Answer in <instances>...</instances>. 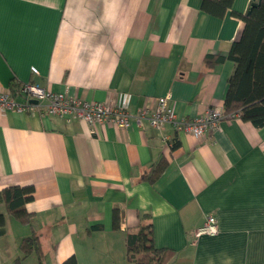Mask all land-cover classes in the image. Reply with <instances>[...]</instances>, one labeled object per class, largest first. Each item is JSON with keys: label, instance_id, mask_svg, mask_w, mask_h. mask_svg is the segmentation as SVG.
Returning <instances> with one entry per match:
<instances>
[{"label": "crops", "instance_id": "0c3cea01", "mask_svg": "<svg viewBox=\"0 0 264 264\" xmlns=\"http://www.w3.org/2000/svg\"><path fill=\"white\" fill-rule=\"evenodd\" d=\"M202 1L0 0V91L15 78L131 113L166 95L187 119L223 109L235 62L205 56H227L251 0H235L231 40ZM12 185L34 187L29 223L7 211L1 194ZM0 213V264H38L35 251L19 261L31 235L42 264H134L127 233L144 213L155 246L174 251L167 264H264V126L226 117L197 138L147 120L92 127L42 105H0ZM209 214L219 232L196 237Z\"/></svg>", "mask_w": 264, "mask_h": 264}, {"label": "trees", "instance_id": "16d2710c", "mask_svg": "<svg viewBox=\"0 0 264 264\" xmlns=\"http://www.w3.org/2000/svg\"><path fill=\"white\" fill-rule=\"evenodd\" d=\"M235 0H203L202 9L206 12L224 17L231 9ZM243 27L240 35L232 43L227 56L206 55L207 65L229 58L235 62V69L229 78V87L223 105L225 114L235 115L243 120L252 122L256 127L264 126V0H260L249 15L239 14ZM23 83L15 78L10 81V91L16 94ZM179 141L173 143L177 146ZM164 161L153 169L149 178H153L164 168ZM2 199L7 211L19 221L29 223L32 213L26 208V203L34 197L32 185H12L3 189ZM6 217L0 213V235L5 232ZM114 226L118 227V212L114 213ZM127 257L134 264H167L174 255L170 248L157 247L153 239V225L150 214L144 213L141 223L136 231L127 233ZM23 257L33 251L39 255L41 261V248L38 237L28 236L21 242ZM64 264H78L76 257L68 258Z\"/></svg>", "mask_w": 264, "mask_h": 264}, {"label": "built area", "instance_id": "2783aa9c", "mask_svg": "<svg viewBox=\"0 0 264 264\" xmlns=\"http://www.w3.org/2000/svg\"><path fill=\"white\" fill-rule=\"evenodd\" d=\"M169 97V95L160 97L153 110L143 107L131 113L125 108L102 101L86 100L65 92L46 89L36 82H26L16 94L11 91H0V105L19 111L42 105L49 113L66 122L82 120L92 127L97 123L108 122L117 127L127 128L132 123L141 126L144 120H147L157 130H164L170 124L177 132H187L197 138L203 136L207 129H218L224 118L235 117V115L225 114L222 108L211 107L206 113L187 119L173 110ZM32 100L37 102L34 103ZM218 232L217 219L209 214L205 222L195 230V236L216 235Z\"/></svg>", "mask_w": 264, "mask_h": 264}, {"label": "water", "instance_id": "95a60500", "mask_svg": "<svg viewBox=\"0 0 264 264\" xmlns=\"http://www.w3.org/2000/svg\"><path fill=\"white\" fill-rule=\"evenodd\" d=\"M260 0H251L249 7L247 8L244 15H249L252 11V9L258 5ZM240 24V20L233 16V11L231 9L227 10L225 16H224V22L223 26L221 28V32L219 34V38L223 40H231L236 36V33L238 31V27ZM34 103L37 102V100H32Z\"/></svg>", "mask_w": 264, "mask_h": 264}]
</instances>
